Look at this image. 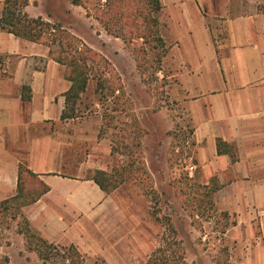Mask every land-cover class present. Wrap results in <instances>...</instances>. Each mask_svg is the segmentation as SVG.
Here are the masks:
<instances>
[{
	"label": "crops",
	"instance_id": "obj_1",
	"mask_svg": "<svg viewBox=\"0 0 264 264\" xmlns=\"http://www.w3.org/2000/svg\"><path fill=\"white\" fill-rule=\"evenodd\" d=\"M160 2V34L168 46L162 65L175 80L173 98L189 116L193 169L201 183L214 186L216 205L233 219L224 237L235 249L234 263L264 264V0ZM52 3L29 0L25 10L57 23L61 20L49 10ZM64 6L89 25L93 36L86 38L62 24L86 45L95 49L92 42L98 41L99 52L105 53L113 44L120 49V42L125 44L98 28L100 22L83 6L71 0ZM52 48L57 47L0 26V201L18 193L23 165L32 173L27 178L48 186L22 207L42 238L75 245L85 264H97L102 257L108 264H144L142 258L126 259L122 249L133 236L140 238L148 260L156 240L149 228L134 223L131 210H122L114 194L87 174L103 168L91 155L104 140L102 118L71 113L80 98L68 106L69 69L54 59ZM64 112L71 115L64 117ZM219 140L226 143L221 152ZM18 221L7 230L8 242L0 244V261L46 264L26 249Z\"/></svg>",
	"mask_w": 264,
	"mask_h": 264
},
{
	"label": "rangeland",
	"instance_id": "obj_2",
	"mask_svg": "<svg viewBox=\"0 0 264 264\" xmlns=\"http://www.w3.org/2000/svg\"><path fill=\"white\" fill-rule=\"evenodd\" d=\"M58 1L59 5L52 0L53 7L49 8L59 16L61 21L57 23L74 27L86 38L92 37L89 25L70 13L64 6L65 0ZM95 19L92 20L96 22ZM97 26L103 29L102 24ZM141 42L135 41L133 45L120 42L125 51L113 44L105 53L99 52L102 46L98 41L92 42L98 54L90 82L77 109L71 110L78 116L102 118L100 138L104 140L91 155L103 168H91L87 174L95 175L97 170L106 172V176L99 177L121 209L128 214L131 210L134 223L138 227L144 225L153 234L156 243L151 251L166 236L180 243L189 264H236L235 249L224 237L233 219L216 205L214 186L201 183L197 169H193L192 127L186 110L172 96L175 80L156 61L157 50L150 51L153 64V57L147 59L141 53ZM139 62L147 64L144 70H140ZM26 176L21 195L0 205V244L8 242L7 230L15 220L19 219V232L24 227L22 204L43 189V184ZM133 239L130 246L122 249V255L126 259L132 257L133 262L142 258L146 264L140 238L133 236ZM25 241L26 249L35 251L46 264H85L84 258L72 257L66 250L69 246L55 245L45 260L34 249L38 244L32 238L28 240L25 236ZM30 243L33 249L29 248ZM107 260V257L98 258L96 263L108 264ZM0 264H8L7 259L2 258Z\"/></svg>",
	"mask_w": 264,
	"mask_h": 264
},
{
	"label": "trees",
	"instance_id": "obj_3",
	"mask_svg": "<svg viewBox=\"0 0 264 264\" xmlns=\"http://www.w3.org/2000/svg\"><path fill=\"white\" fill-rule=\"evenodd\" d=\"M71 2L83 6L88 15L96 18L109 34L121 38L126 45H133L135 41H142L141 53L147 56V59L153 57L151 64L154 63V56L150 54V51L152 49L157 50L158 52L154 54L155 59L158 63H162L168 46L160 34L158 19V13L162 7L160 0H71ZM28 3L29 0H2L0 26L20 38L57 47L56 49L52 48L51 53L56 61L66 65L69 69V79L72 81V86L67 93V102L68 106L69 104L74 106L81 93L87 89L93 62L98 53L65 29L63 25L46 21L40 16H30L25 10ZM143 44L144 46L149 45L150 48L143 47ZM146 65V63H138L140 70H144ZM72 111H74V108ZM71 113L64 112V117L65 115H71ZM223 146H226V143L219 140L218 149L220 152L224 150ZM29 173L31 172L26 167L20 166L18 193L12 198L0 201V205L9 203L21 195L24 176ZM103 175H107L105 171L97 170L92 179L103 190L111 193V190L99 177ZM41 184H43V189L33 199L22 204V207L36 201L48 190V186L42 182ZM113 187L116 188L117 185L115 184ZM24 217L25 225L20 227V232L28 240L32 238L36 245L38 244L34 249L40 253L42 258H49L52 252L51 249L55 248L56 244L42 238L31 227L27 217L25 215ZM32 243L29 244L30 249H33ZM180 249L181 245L178 241L172 242L171 239L165 236L163 237V243L150 253L147 264H189L184 251ZM66 250L71 252L72 257L80 259L81 254L75 245H70Z\"/></svg>",
	"mask_w": 264,
	"mask_h": 264
}]
</instances>
